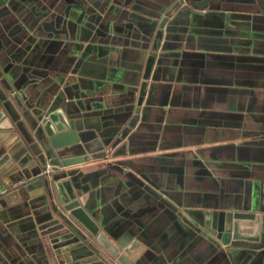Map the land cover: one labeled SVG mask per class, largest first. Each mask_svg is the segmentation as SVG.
Masks as SVG:
<instances>
[{"label": "crops", "instance_id": "1", "mask_svg": "<svg viewBox=\"0 0 264 264\" xmlns=\"http://www.w3.org/2000/svg\"><path fill=\"white\" fill-rule=\"evenodd\" d=\"M52 107L79 135L54 149L60 162L100 155L47 175L30 121ZM262 129L264 0H0V157L12 159L0 264H122L58 194L78 197L115 243L135 242L133 262L264 264L251 242L191 226L207 208L256 205ZM79 234L99 253L82 243L72 258Z\"/></svg>", "mask_w": 264, "mask_h": 264}, {"label": "water", "instance_id": "2", "mask_svg": "<svg viewBox=\"0 0 264 264\" xmlns=\"http://www.w3.org/2000/svg\"><path fill=\"white\" fill-rule=\"evenodd\" d=\"M22 77L23 76L21 75L19 78ZM5 83L6 86L9 87V90L14 92L13 96L19 102L17 99L19 85L16 82L10 85L6 80ZM145 85L144 81L140 84L136 110L139 109V105L142 101L143 94L145 92ZM32 111L34 118L30 121L31 128L34 130V134L39 138L40 144L42 142L41 145L43 147V154L40 152L36 154V161L41 168L44 166L47 159H49V161L53 164V170L55 169V165H69L100 155L99 152L91 155L86 152L71 154L70 156L62 157L60 162L57 155L55 156L53 153L54 149L79 141V135L75 130L76 128L74 124L68 121L64 114H62L63 117L61 118L56 117L57 113L58 115H61L59 112L60 110L57 107L47 108L45 111L41 108H36ZM48 114L49 117L47 118ZM130 124L132 123L130 122ZM256 134L264 136V129L258 130ZM46 136L48 137V140H45ZM27 139L30 140L29 137H27ZM102 153H104V151H102ZM11 165L12 159H9L7 154H3L0 157L1 180L4 179L8 182L12 180V177L8 172ZM260 186L259 193L257 192V194H259L258 198H256L257 202L253 208H240L234 210L207 208L204 212V217H202V219H198L197 224L191 223V226L196 231L202 232L206 238L217 239L222 244H228L232 241L239 240L251 242V246L260 249L261 254L264 256V181ZM0 188L2 187L0 186ZM57 199L59 204L76 217L87 228V230H89V233L95 237L96 241L115 255L122 264H139L138 261L133 262L125 255V253L129 252V250L134 246L135 242H129L128 244L122 245L120 243H115L104 232H99V225L94 223L92 220L93 218L82 206L78 197L71 195L70 198L67 199L58 194ZM79 238L80 241L76 244V248L71 251L70 255L72 258H76V254L80 255L86 251L83 248L78 247L82 243L90 247L93 251L99 253L94 244L87 240L86 236L79 234ZM212 246L215 247L216 245L212 243ZM121 250H123V252H121ZM64 256L66 260L71 259L69 258V253H64Z\"/></svg>", "mask_w": 264, "mask_h": 264}, {"label": "built area", "instance_id": "3", "mask_svg": "<svg viewBox=\"0 0 264 264\" xmlns=\"http://www.w3.org/2000/svg\"><path fill=\"white\" fill-rule=\"evenodd\" d=\"M53 164L49 161V159L46 160L44 166L41 168V173L49 175L52 172ZM24 182V179L18 178L13 182L14 186H18Z\"/></svg>", "mask_w": 264, "mask_h": 264}]
</instances>
